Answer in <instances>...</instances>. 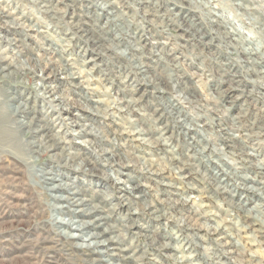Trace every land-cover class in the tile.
I'll list each match as a JSON object with an SVG mask.
<instances>
[{
  "label": "rangeland",
  "instance_id": "obj_1",
  "mask_svg": "<svg viewBox=\"0 0 264 264\" xmlns=\"http://www.w3.org/2000/svg\"><path fill=\"white\" fill-rule=\"evenodd\" d=\"M63 1L71 4L67 10ZM196 1L203 6L193 0H0V48L26 60L23 74L0 78V101L6 88L28 92L55 68L82 75L50 82L66 100L106 109L102 117L80 119L102 131L89 135L95 146L112 151L110 158L90 152L89 160L115 177L112 168L120 166L113 160L129 164L125 173L142 184L124 195L131 198L127 204L116 187L108 188L116 195L107 220L108 237L119 238L116 259L109 247L80 248L67 237L44 177L52 171L88 196L104 178L63 165L61 155L53 157L59 150L38 155L27 143L35 135L15 123L32 113L24 119L6 103L1 110L15 142L9 134L0 141V264H107L108 256L118 264H264V0ZM215 13L225 26L211 23ZM79 19L78 31L72 21ZM232 29L243 44L232 39ZM66 119L65 130L73 132L77 127ZM91 195L98 212L109 210L103 194Z\"/></svg>",
  "mask_w": 264,
  "mask_h": 264
},
{
  "label": "bare ground",
  "instance_id": "obj_2",
  "mask_svg": "<svg viewBox=\"0 0 264 264\" xmlns=\"http://www.w3.org/2000/svg\"><path fill=\"white\" fill-rule=\"evenodd\" d=\"M193 3L196 4V6L198 7L203 6L200 1L193 0ZM63 5H65L63 10H67V5H71V4L64 2ZM177 7L180 10L187 8L185 4H181V5L176 4V8ZM70 12H71L70 14L71 18L74 20V16H75L74 11H70ZM0 14H1V11H0ZM214 16L215 17L211 19V23H213L214 25H217V27H220V28L221 26H225L224 20L219 21L220 17L218 14L215 13ZM72 22L75 23V26L77 25L76 28L79 31L80 26L83 25L81 22V19L72 21ZM227 26H229V24ZM215 30H210V31L211 33L220 32L218 31V29L216 31ZM231 32H232V35L234 36L232 37L234 41H241L239 42L241 44L245 42V39L243 36H242L243 37L242 40H240L239 36L235 34L236 32L233 31V29L231 30ZM220 37H219L220 40L221 39L224 40V38H227L221 35ZM229 41L233 42L231 40ZM114 48L117 49L116 45ZM247 49L253 55L258 53L256 48L254 47L253 48L245 47L244 51ZM119 52L123 54H127L125 50L124 51L117 50V53ZM0 59L6 61L5 62L6 65H0V78L8 77L11 80L12 78L15 79L19 75L23 74L20 69L23 68L24 66L23 63L26 60L17 62L16 60L11 59L10 57H7V55L4 53L3 50H1V48H0ZM252 60L256 61L254 59ZM255 64L257 63L255 62ZM41 73L43 74V71H41ZM41 73L36 72L35 75L38 77L39 76L42 77ZM64 74L66 75L62 77L61 75H64ZM67 77L77 80V78L78 79L81 78L82 75L74 71L65 72V69L55 68V69H52L46 77L41 78L43 80L42 84H40L39 82H36L35 87L31 88V90L28 92L27 90H24L22 88L20 93L18 94L15 90L11 91L10 88H6L5 93L7 96H5L6 97L5 100L0 101V141L2 140L5 141V139L11 138L10 142L12 143L15 142V138L11 136V133L9 130L11 127L8 122L9 116L6 115L7 116L6 117L4 113H2L3 111L1 110V109H4L3 107H6L3 105H6V103L9 102L8 106L9 108H11L12 112L15 111V113L18 116L21 115V117L24 119L26 118L24 116L26 115V113H32V117L30 118V120L24 121L21 119H17L15 123H17V125L20 124L23 131H25V134L28 133L31 135H35V140L30 139L27 143L32 144L33 146L32 148L34 149V151L37 152L38 155L41 154L42 151L46 149H49L51 151L59 150V152H56L55 154H53V157L57 155H61V158H62L61 160L64 161L63 165L72 167V169L79 171L78 173L88 172L92 174L96 173V174L102 175V177L104 178V183L96 181V184L102 185V188L99 187L98 189L94 190L91 194L95 192L101 193L103 194L102 197L104 200L106 201L109 200L111 207L109 208V210L105 211L104 214L98 212L100 206H94V203H93L94 199L89 198L92 196L91 194L90 196H88L84 194L83 191L71 187L69 184V181L62 180L59 175H52L51 174L52 171L48 172L47 175H45L44 177L45 183L48 185L45 188H47L49 193L54 198V201L56 202L58 208L60 209L59 213L64 217V220H62L61 223L66 224L65 227L68 230L67 237H69L72 240L79 241L78 246L80 248H84V247L88 248L89 251L95 250L94 248H97V247H100L102 249L104 247L105 248L109 247L110 249H112L110 256L114 258L115 256H117V251L115 250L119 249L118 248L119 238L116 239L114 237H108L109 236L108 232H110L109 231L110 227H109L107 220H109V218L112 216L111 208L113 207L112 205L116 204V203H113L115 201L114 197H116V195L113 192L109 191L108 188H110L111 186L116 187L119 193H121L119 196L121 201L120 200L119 201L123 204H127V203H130L131 198L125 197L124 195L125 194L133 195L134 189H137L142 184H140L139 177L132 175V173H129V174L125 173L124 170L127 167H129V164H126V163L120 164V162L113 160L120 166L118 169L112 168L113 172L118 173V175H120V177H115L111 173H106L103 170H100L97 166L98 162L96 160H94L93 163L91 162V160H89L88 156L90 152H92V154L94 153L98 155V157L99 155L108 153V155H110L109 156L110 158L112 151L109 148L106 149V148H100L99 146H95L96 144L92 141V139L89 138V135L90 136L92 135L94 138H97L99 137L100 133H93L92 131L94 130H98L97 132H102V131H100L99 129H96V127H93V126L88 127L89 125L86 123H81L80 119L87 117V116L88 117L90 116L91 119H94L95 115H99L102 117L104 116V112L106 111V109L102 110L98 107H92V106L90 107L88 104H85L84 102H79V101L71 102L70 99L66 100V97L64 96V90L59 88L58 85L51 84L50 81L59 82L61 84L63 83L62 80L66 79ZM86 78L89 79L88 75L86 76ZM45 79H49V81L44 82ZM72 85L78 87L80 83H76ZM157 91H160L162 95L166 93V90H164L163 88H160ZM23 95H26V97L25 96L23 97ZM21 98L22 99L24 98L26 102L25 103L20 102ZM98 102H101V101L98 100ZM108 107H111V106L108 105ZM64 112L67 113V116H66L67 119L63 117ZM86 113H90V115L89 114L87 115ZM65 119L68 121L69 124L72 125V128L75 126L77 127L76 129L72 130L73 132H69L68 130H65V124L62 121ZM164 127L165 126L161 127V129ZM135 131L139 132L142 138H144L142 140L147 141L148 137L147 135L143 134L145 132L143 131L142 128H138ZM8 134L10 137L6 136ZM162 134H164V132ZM98 161L101 162L100 160ZM102 165L107 166V162L102 163ZM121 175H125L126 178L123 179ZM71 176L72 175H68L66 177L69 179L71 178ZM74 176L75 177L72 178L73 179L72 182L77 181L78 176L77 175H74ZM122 196H124L125 198H122ZM84 237H86L87 242H83ZM103 253L104 252H101L97 255L103 258L105 256ZM105 262H107V264H118V263L112 262V258H110L109 256L106 258Z\"/></svg>",
  "mask_w": 264,
  "mask_h": 264
}]
</instances>
